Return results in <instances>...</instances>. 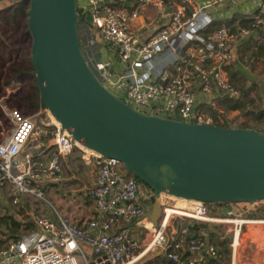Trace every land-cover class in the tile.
I'll return each mask as SVG.
<instances>
[{
    "label": "built area",
    "instance_id": "built-area-1",
    "mask_svg": "<svg viewBox=\"0 0 264 264\" xmlns=\"http://www.w3.org/2000/svg\"><path fill=\"white\" fill-rule=\"evenodd\" d=\"M226 1L236 6L245 0H77L79 14L91 15V25L85 22L83 27L86 62L105 88L142 113L215 124L210 109L222 112L218 98L240 94L228 74L233 48L256 33L264 20V0H260L247 22L239 19L215 27L209 10ZM150 8L164 19L146 22ZM9 116L13 126L0 140V191L7 194V202L16 205L27 195L45 200V192L64 184L62 161L77 149L96 171L86 190L94 215L79 221L57 211L54 217L36 215L34 231L0 247V264H134L154 249L171 264H217V247L203 232L190 234L189 224L228 219L212 217L207 206L195 200H188L185 214L169 212L176 206L171 204L174 197L164 194L157 224L140 218L153 192L140 188L119 160L78 143L60 124L50 122L48 113L42 118L41 112L23 115L14 108ZM44 135L50 143L40 140ZM45 148L50 153L42 159L39 155ZM4 205L0 197V212ZM233 212L234 208L226 215ZM172 214L189 222L174 223ZM257 219L264 220H245ZM131 221L150 235L142 249L128 224ZM232 223L239 225L231 243L234 264L239 245L235 238L239 241L246 222ZM187 252L193 256L186 257Z\"/></svg>",
    "mask_w": 264,
    "mask_h": 264
},
{
    "label": "water",
    "instance_id": "water-1",
    "mask_svg": "<svg viewBox=\"0 0 264 264\" xmlns=\"http://www.w3.org/2000/svg\"><path fill=\"white\" fill-rule=\"evenodd\" d=\"M26 14L41 103L75 141L119 160L152 190L151 209L140 218L157 224L163 194L224 204L222 215L236 202L264 200V132L142 113L87 64L77 0H29Z\"/></svg>",
    "mask_w": 264,
    "mask_h": 264
},
{
    "label": "rangeland",
    "instance_id": "rangeland-1",
    "mask_svg": "<svg viewBox=\"0 0 264 264\" xmlns=\"http://www.w3.org/2000/svg\"><path fill=\"white\" fill-rule=\"evenodd\" d=\"M16 1L23 2L24 0ZM24 5L25 6L22 7L24 14H22L20 8L13 7L11 0H0V128H3L4 133H7L9 129L11 130L13 126L9 116L11 109L18 108L23 115H34L41 112L42 118L46 113H48V116L52 117L49 112H46L47 109L45 110L36 106L40 97L38 92L34 90L35 77L23 76L9 83L7 82L10 73H12L11 68L13 66L19 65L25 69L32 68L30 62L31 37L28 32L26 14L28 5ZM26 31L28 33H26ZM247 59L249 60V63L245 66L247 70L240 73L242 77H245L244 80H246L244 81L242 79V82H246L247 86L252 87V89L249 90L251 93H247L246 96L247 107L250 111L264 110V55L255 56L253 58L250 57L249 50ZM115 65L117 66L116 63ZM224 115L229 126H235L245 119L243 113L239 111H224ZM35 120L38 122V118L35 117ZM217 121L222 123L223 119L219 116ZM2 138L3 135L0 136V140ZM65 161L66 163L62 165L63 172L69 175L74 173V177L84 180L80 182H87V180L95 174L94 171L91 170L92 167L85 164L80 158V152L77 149L74 150ZM65 164H67V166ZM144 187L145 185L140 184V188L144 189ZM68 190L70 192L75 191V193L72 196H68L66 188L58 194L45 192L43 194L45 200L27 195L30 198H25L16 205H11L7 202V194L1 192V198L5 205L3 211L0 212V241H3L2 243L0 242V246L3 247L8 241L13 240L9 237L11 229L13 228L12 220L27 223L32 221L36 215H53L54 217V211H57L75 221L74 219L77 214L82 215L84 214V210H89L92 207L90 202H83V189L78 191L79 189L70 187ZM170 199L171 204L179 208H181L180 206H184L183 208L185 209L186 205L184 199L176 197ZM262 205H264V203L261 201H259L257 205H252L250 202H236L233 204V214L225 216L221 214L219 205H208L207 207L209 214L216 219L235 220L254 219L255 217L248 216V212L256 210L257 207H261ZM4 215L7 216L4 217ZM257 218L263 217L258 216ZM171 221L174 223L177 221L179 223L189 222L185 217H179L175 214H172ZM201 223L203 224L202 232L204 234L209 232L214 233V239H212V241L210 240V242H212L218 250H220V244L218 242L227 238L228 253L221 254L218 260H221L222 264H227L226 261L229 259V264H231V243L234 230L237 229L239 225L235 226L232 222L221 220ZM140 231V229H137L132 233L136 236ZM22 233L23 230L22 227H20L18 234L21 235ZM148 238L149 235L147 236V239ZM146 241H140L141 249ZM238 242L239 245L235 249L234 264H264V223H242ZM258 249L260 250L258 251ZM156 251L157 249L147 252L134 264H140L141 262L142 264H162L159 257L155 256ZM216 263L219 264L217 261Z\"/></svg>",
    "mask_w": 264,
    "mask_h": 264
},
{
    "label": "crops",
    "instance_id": "crops-1",
    "mask_svg": "<svg viewBox=\"0 0 264 264\" xmlns=\"http://www.w3.org/2000/svg\"><path fill=\"white\" fill-rule=\"evenodd\" d=\"M173 1H177V0H173ZM259 1L260 0H245L236 6L230 4L228 1H226L223 5H219V6L211 8L209 10V14L213 18V25L216 27L220 24H229V23H233V22H235L239 19H242V18L247 19V18L251 17L256 12L257 5L259 4ZM161 15H162V13L160 11H158L157 9L150 8L147 12V17L145 15V17H146L145 21L147 22V21H150L151 19H154V20L161 22L164 19L163 17L160 18ZM235 15H238V16H235ZM259 46H260L259 49H261L260 51H262L264 53V50H263V46H264V20H263V23L258 28V30L256 31V33H253L249 37L242 39V41L239 42L237 44V46L233 48V53H232L233 59L228 66L229 78H230L231 82L233 83V85L235 87H237L239 90L243 89V90L247 91L248 94L251 93V91L249 92V90H251L252 87L247 86L246 82H242V79L244 80L245 77H242V74H240V73H243L245 70H247L245 66H247V64L249 63V60L247 59V53H249V50H250V57L254 58L255 56L252 55L251 51L258 49ZM254 53L256 54V52H254ZM239 75H240V77H239ZM244 81H246V80H244ZM9 134H10V129L7 133H4L3 128H0V136L3 135V137H4V136H8ZM49 139H50V137L48 135L47 136L44 135L40 140L45 142V143H50ZM49 153H50V148H45V150L42 152L41 155H39V157L42 159L43 158L45 159L49 156ZM68 157H69V155L66 156V158L62 161V165H63V163H66L65 160ZM65 165L67 166V164H65ZM91 170L94 171L95 174H94V176H91L87 180V182H80V181H84V180H81V178L74 177L73 176L74 173H72L71 175L64 173V184H62L63 186L62 185L61 186H55L54 188H52L51 190L48 191V193L58 194L59 192H61L62 190H64L66 188L67 195L72 196L75 193V191L70 192L68 190L70 187L79 189L78 191H81L83 189L82 190L83 202L84 203L86 201L90 202L92 204V207L89 210L88 209L84 210V214H82V215L77 214L76 218L74 217L75 221H79L81 219H88L94 215V203L90 198H88L86 196V190L93 185L95 175H96V171H95L94 167H92ZM1 192H3V191H0V197H1ZM147 204H148V206H147L146 212L150 211L152 201L150 203H147ZM169 212L177 213L180 215L184 214L183 209L176 208V207L173 209H170ZM243 221H245L246 223H250V224L264 223L263 219L262 220L257 219V221H254V220L246 221L245 219H243ZM235 222H241V221H235ZM128 224H129L132 232H134L137 229L141 230L136 236L132 233L135 237H137V239L139 241L144 242V241L149 239V238L147 239V236L149 234L146 233V230H144V228H142L140 226V224H137L136 221H131ZM237 242H238V238L235 240V244H237ZM259 250L260 249H258V251ZM186 255H187L186 257H188V258H191L193 256V254H191L189 252H187ZM155 256L159 257L157 252L155 253ZM161 258H162V256H161ZM146 260H147V258H146ZM226 262H227V264H229V259ZM218 263L222 264V261H220ZM140 264H142V262Z\"/></svg>",
    "mask_w": 264,
    "mask_h": 264
},
{
    "label": "trees",
    "instance_id": "trees-1",
    "mask_svg": "<svg viewBox=\"0 0 264 264\" xmlns=\"http://www.w3.org/2000/svg\"><path fill=\"white\" fill-rule=\"evenodd\" d=\"M28 1L29 0H24L23 2L11 0V4H13V7L20 8L21 13L24 14V10L22 9V7L25 6L24 4L28 5ZM235 16H238V15H235ZM80 20L81 21L78 25L79 42H80L82 53H83L84 58H85V52H84L85 35H84V30H83V27L85 26V22H84L85 16L83 15V13L80 14ZM247 21H248V19H244V18L240 19V22H247ZM26 33H28V32L26 31ZM259 48H260V46L256 50L253 49L254 51H251L252 55H254V56L264 55V53L262 51H260L261 49H259ZM254 52H256V54ZM85 60H86V58H85ZM11 69H12V73H10V75H9V79L7 80L8 83L13 81V80L19 79L20 77H23V76L32 77V78L35 77L34 71L32 70L31 67L29 69H25L22 66L20 67L19 65H15ZM34 90L38 92L36 80H35V84H34ZM247 93H248L247 91L241 89L238 97H231V96L219 97L218 103H219V107L222 109V112H219L217 109H210V113L216 119L215 124L222 126V127L250 128V129H256L258 131L264 132V110H259V111L248 110L247 100H246ZM36 106L45 109V107L43 106V104L41 103L40 100L38 101ZM224 111H239V112L243 113V116L245 117V119H243L242 122L238 123L235 126H229L228 121L226 120L225 115L223 113ZM217 116H220L223 119L222 123L217 121ZM134 178L137 180L138 183L145 185L139 179H137L135 176H134ZM145 186L148 187L147 185H145ZM25 198H30V197H28V196L24 197L23 196L22 200H24ZM151 201H153V196H151ZM208 205H219V207L221 208L224 204H221V203L206 204V206H208ZM256 211H258V212H256ZM5 216H7V215H4V217ZM248 216L249 217L253 216L255 218H257L259 216V217L264 218V206L262 205L261 207H257L256 210L248 212ZM12 225H13V228L11 229L9 237L12 238L13 240H17L19 238H22L23 236L29 234L30 232H32L36 229V224L33 220L29 221L27 223H21L20 221L12 220ZM20 227H22V230H23V233L21 235L18 234ZM202 227H203V224L201 222L192 221L189 224L190 234L195 235V236L200 235L202 233ZM213 234L214 233H212V232L207 233V238L209 239V241L210 240L212 241V239H214ZM0 242L2 243L3 241L1 240ZM218 243L220 244V250H217L218 251V259H219L221 254L228 253L227 238L222 240V241H219ZM159 259H160V262L162 264H171V262L162 259L161 256H159ZM220 261L221 260H217V262H220Z\"/></svg>",
    "mask_w": 264,
    "mask_h": 264
},
{
    "label": "bare ground",
    "instance_id": "bare-ground-1",
    "mask_svg": "<svg viewBox=\"0 0 264 264\" xmlns=\"http://www.w3.org/2000/svg\"><path fill=\"white\" fill-rule=\"evenodd\" d=\"M49 113H50V115L53 117V119H52V117H50V116H48L49 117V121L50 122H54V123H58V124H60L61 125V122L60 121H58V119H56L54 116H53V114L49 111V110H47ZM173 197V196H172ZM179 199H181V198H179ZM190 201H188V200H186L185 201V205H186V207L188 206V203H189ZM179 208V207H177V206H172V207H170V209H173V208ZM181 207V209H183L184 210V214L186 213V211H185V209L183 208L184 206H180ZM221 221H229V222H235V221H241V222H245V221H243L242 219H229V220H221ZM236 240V239H235ZM238 243V242H237ZM234 244H235V242H234ZM236 245V244H235Z\"/></svg>",
    "mask_w": 264,
    "mask_h": 264
}]
</instances>
